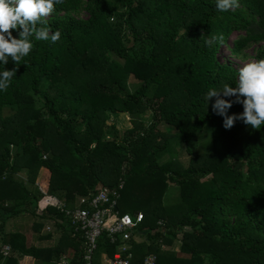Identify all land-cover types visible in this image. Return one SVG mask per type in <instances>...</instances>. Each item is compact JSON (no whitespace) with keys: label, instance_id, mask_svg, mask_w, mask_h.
Returning a JSON list of instances; mask_svg holds the SVG:
<instances>
[{"label":"trees","instance_id":"trees-1","mask_svg":"<svg viewBox=\"0 0 264 264\" xmlns=\"http://www.w3.org/2000/svg\"><path fill=\"white\" fill-rule=\"evenodd\" d=\"M239 5L221 13L215 0H64L47 21L58 42L32 37L19 65L0 62V72L16 69L0 91V264H82L83 234L42 199L72 208L120 182L116 209L144 214L131 264L147 254L156 264H264V126L225 129L216 98L204 99L235 87L239 70L202 35L223 34L237 58L251 47L264 59V0ZM243 110L236 103L228 114ZM120 114L130 127L119 128ZM45 221L53 226L42 232ZM118 243L103 233L97 253L111 256Z\"/></svg>","mask_w":264,"mask_h":264},{"label":"clouds","instance_id":"clouds-1","mask_svg":"<svg viewBox=\"0 0 264 264\" xmlns=\"http://www.w3.org/2000/svg\"><path fill=\"white\" fill-rule=\"evenodd\" d=\"M64 0H0V62L7 65L9 58L19 65L34 48L32 37L37 41L56 43L61 38L60 30L52 32L48 26V17L55 11L56 5H62ZM239 0H215L218 12H229L238 8ZM20 38L12 34L19 30ZM207 47L223 44L224 36H201ZM18 68V67H17ZM16 76V69L0 72V91H6ZM215 97L213 111L224 117L225 129H231L237 120L259 130L264 126V59L249 62L239 69L238 81L235 87L225 83L222 88H211L204 99L207 104ZM224 97H235V100ZM242 104L243 112L228 114L233 104Z\"/></svg>","mask_w":264,"mask_h":264},{"label":"built area","instance_id":"built-area-1","mask_svg":"<svg viewBox=\"0 0 264 264\" xmlns=\"http://www.w3.org/2000/svg\"><path fill=\"white\" fill-rule=\"evenodd\" d=\"M120 182L110 189H99L95 193L82 195L76 202V206L66 208L63 202L55 200L56 204L68 216L71 225L76 231H81L84 236L82 264H95V253L98 250L99 237L106 233L109 243H118L130 240L136 226L140 223L144 214L142 211L120 213L116 209L119 198ZM48 199L45 200V202ZM50 200V199H49ZM8 249L4 247V251ZM132 245L123 244L111 256L102 253L104 264H131ZM142 264H156L153 254H147L142 259ZM58 264H69V259L63 257Z\"/></svg>","mask_w":264,"mask_h":264},{"label":"rangeland","instance_id":"rangeland-1","mask_svg":"<svg viewBox=\"0 0 264 264\" xmlns=\"http://www.w3.org/2000/svg\"><path fill=\"white\" fill-rule=\"evenodd\" d=\"M82 15H85V13H82ZM237 33H238V32H233V33L231 34V36H230V41H231L232 39L235 38V36L237 35ZM245 52H247V53L249 54L247 58H245V59L237 58V57L233 56L232 54H230V51H229V49H228V47H227L226 45H221L220 48H219V50H218L217 55H218V58H219V60H220L221 62H224V61H226V60H229V61H231L232 64H233V65L239 70V69H240L241 67H243L245 64L254 61V58L252 57V55H253L252 48H251V47L248 48ZM130 88H132V87H130ZM112 120H113V116H110L108 122H111ZM117 121H119V128H121V129H124V128H127V127H130V126H131V124H130V122H129V116H128V115L120 114V116L118 117ZM117 127H118V126H117ZM177 155H178L179 158L182 159L184 162H186V161L188 160V158H189V156H188V155L186 154V152H184L183 150L180 151V152L178 151V152H177ZM42 175H44V174H43V169H41V172H40L39 175L37 176L36 181H39ZM168 194H169V195H175V196H176V195L178 194V188L175 187V186H172L171 189H170V191L168 192ZM77 198H79V197L77 196L76 199H77ZM45 199H47V198H44V199H42V200L44 201ZM43 201H41V203H43ZM54 201H55L54 199H50V200L48 199L46 202H47V203H49V202H50V203H53ZM124 209H126V210H130V209L127 208V206H124ZM23 221H25V220H24V219H21V222H20V223H24ZM32 221H33V219H32V220H31V219L28 220V223L26 224L27 227L31 225ZM52 226H53V225H52V222H47V221H45L44 226H43V228L41 229V231L43 232V231H44V228L48 230V229H50ZM55 233H57V232H55ZM55 237H56V236H55ZM134 238H135V236H134ZM135 239L138 240L137 237H136ZM50 241L53 242V240H50ZM139 241H140V240H139ZM122 243H123V244H124V243H125V244H130V241L127 240V241H122V242L118 243L117 250L120 249V246L122 245ZM170 248H171V249H174V250H177V249L179 248V243H178V241H173V244L170 245ZM97 252H98V251H96L95 256H98V258H99V260H98L99 264H104V263H103V262H104V261H103V255H100V251H99V253H97ZM33 261H34L33 258L25 257V258H23V259L21 260V264H32Z\"/></svg>","mask_w":264,"mask_h":264}]
</instances>
